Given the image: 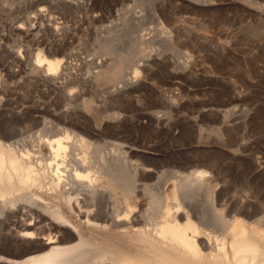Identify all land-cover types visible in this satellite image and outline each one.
<instances>
[{
    "label": "bare ground",
    "instance_id": "obj_1",
    "mask_svg": "<svg viewBox=\"0 0 264 264\" xmlns=\"http://www.w3.org/2000/svg\"><path fill=\"white\" fill-rule=\"evenodd\" d=\"M29 1L37 5V8L34 6L36 10L34 9L35 12L34 14L32 12L30 18L42 21H39V24H28L30 26L27 27L21 20L19 22L22 24L15 25L21 32L13 29L17 33L34 36L35 46L31 47V56H27L28 52L20 49L18 52H11L6 47L5 49L2 47L3 50L10 51L12 57H9L13 58L16 64L24 63V66L26 64L27 68L36 73L37 80L34 77L35 80L30 83L33 85L34 81L45 83L54 90L60 91V95L63 93L66 106L74 97H71V93L81 91V83L114 84V90L110 86L108 91L113 90L110 100L117 109L113 111L111 102L106 99L110 102L109 105L107 104L110 108L107 110L112 109V112H106V110L95 113L94 119L90 121L81 115L85 117L83 122H79L81 120L78 115L79 121L76 122L73 118L74 123L72 120L69 122L67 120L74 117V112L80 114L84 110L77 113L78 110L73 107L76 111H71L72 116L69 111L73 108L70 104V107H64V104L62 107L64 109L56 112L49 102L45 104L44 101V104H40L39 97L31 104H26V100L23 99V103L20 102V105L16 106L12 103H19L12 101L10 102L12 106L8 107V101L11 98L8 100L5 98L6 95L0 94V264H264L262 207L264 199L260 196L263 200L259 198L255 203L256 199L253 196L255 202L247 201L246 199H249L253 193L251 191L249 196L250 192L247 191L249 188L246 189L249 196L245 199L246 201L241 198L235 199L238 196L233 194L235 198L230 196L231 189H228L233 187L231 184L235 185L234 182L229 184L230 187L228 185V188L226 187L227 175H232V170L234 173L241 170L243 172L244 166L249 163V167L257 175V181L253 182H257L258 185L254 187L259 188L256 191L261 192L264 179L260 172L263 168V159L260 156L242 153L244 149H241L242 152H231L234 154L232 158L238 157L240 163H246L242 165L243 167L241 166L244 169L232 165L235 161L230 163L222 160L221 162L224 161L225 164L223 163V168L219 166L223 169L221 170L217 167L219 163L209 158L210 162L205 160L203 167L199 166L201 162L196 168L193 165L189 166L193 167L191 168L193 170L188 168L189 172L183 169L185 165L181 166L183 168L180 170L176 165L177 170L171 163L170 167H172H168L170 169L166 172L162 169L166 174L165 178L163 176L160 178L162 180L164 178L163 182L166 183L170 179L173 180V186L168 191L167 187L160 182L159 185L162 186L159 187L146 182L151 179L150 177L157 169L154 165L151 169L150 163L146 160L150 158L147 154L150 152L146 153V157L149 156L145 159L147 162H138L141 157L139 158V155L138 158L136 157L134 146L120 147L123 143L119 145L118 140L121 136H117L119 128L115 125L118 121L114 122L122 118V112L118 107L119 93L122 92L123 97L128 98L133 92L142 90L144 93L149 90L150 86L151 88L153 86V83H150V75L158 70V67L163 68L168 78L170 77L171 83L181 84V80L177 78L185 77L187 73L198 74L191 68L196 62L195 54L188 49L183 51L179 47V41L188 40V33L182 29L186 25L182 26L177 22L182 20L185 13L184 11L182 13L183 6L190 7L194 13H198L205 7L216 5L219 0H160L159 5L148 3L151 8L149 13L139 9L146 6V2L134 0L126 9H122V12H117V18L115 12L94 13L93 9L94 17L109 21L111 24L106 26L104 23L105 25H99L101 26L99 29L97 27L98 44L96 42L97 46L91 54H87L88 56L82 55L74 49L75 47L69 46L67 42L69 39L66 40L65 36L71 27L70 23L67 21L68 25L62 17V21L59 20L57 14L50 10L51 6L68 9L74 3L70 4L71 2L67 0V2H64L65 0ZM259 1L252 0L254 9L251 11L247 9L248 14L264 17V2ZM201 21L200 19L199 23ZM151 23L156 25L153 29L148 27ZM201 23L199 25L202 32L198 34V38L208 39L207 32H214V23L205 20ZM260 23L258 22V25ZM2 29L0 28L1 33H3ZM256 32L257 30L254 31ZM228 45L225 44L222 48L227 49ZM198 50L201 49L198 48ZM168 52L175 53L181 60L176 62L170 59L174 61L170 65L167 58ZM12 60L10 62L14 63ZM15 70L11 67L9 69L11 73ZM76 82L79 84H75ZM73 83L74 86H79L77 90L70 87ZM87 84L86 86L90 87ZM2 86L0 82V90ZM88 88L86 87L87 90ZM33 89L31 91H34ZM26 90L28 93L29 89ZM43 90L39 92L42 93ZM20 91L22 93V90ZM49 92L48 96H50ZM172 93L174 92H170V95ZM22 94L18 93L19 97L16 99ZM101 95L104 96V94L97 96L101 97ZM78 96L81 99V95ZM78 96L77 99H79ZM174 96L173 94L172 97L168 96L170 99L164 98V100L176 113H189L184 116V122L192 123H190L191 135L202 132L203 125L199 123L206 115L221 112L216 107L208 106L206 101L193 100L190 104L181 105ZM52 97L55 96L52 95ZM51 99V102L53 99L56 100V98ZM77 99L75 98L77 103L80 102V99ZM18 100L21 101V99ZM164 100L162 98L161 102L164 103ZM61 101L57 104L61 105ZM94 101L83 100L81 103L84 109L92 111L95 107ZM99 102L102 101L99 100ZM51 104L55 105V102ZM152 106L155 107L156 104ZM152 106L150 105L152 109L144 111V116L148 117L151 123L170 124L169 126L172 123L171 128H173L174 121L178 119L174 116L178 114L174 115L170 110L163 111L156 108L153 110ZM77 108L80 110L82 107ZM142 109L140 111H143ZM102 110L105 109L102 108ZM53 112H59L58 116L60 114L61 118L63 117V119L59 117L60 121L68 119L64 123L53 120L54 116L49 119L47 115ZM68 114L71 116L69 117ZM105 115L114 119L115 127H109L112 129H109L111 132L108 129L104 131L105 128L102 130V124L98 122ZM222 115L228 116V111ZM58 116L55 117L58 119ZM75 118L77 119L76 116ZM87 118L90 119V116ZM85 120L89 121V124H86ZM31 121L34 122L31 130H24L29 127ZM126 124L124 127L128 128ZM185 126L186 124L184 128ZM107 132L111 133V138L108 136L110 133L107 134ZM184 136L186 135L182 137ZM154 152L156 154L155 150ZM232 177L229 180L235 179ZM242 180L241 175L240 181L244 185L246 181ZM250 181L252 182L251 179ZM240 188V186L237 187V189ZM147 198L148 205L145 207L142 201Z\"/></svg>",
    "mask_w": 264,
    "mask_h": 264
},
{
    "label": "rangeland",
    "instance_id": "obj_2",
    "mask_svg": "<svg viewBox=\"0 0 264 264\" xmlns=\"http://www.w3.org/2000/svg\"><path fill=\"white\" fill-rule=\"evenodd\" d=\"M67 1L71 2L70 4L74 3L73 6L68 9L66 8L63 9L62 7L60 8L58 6L56 7L51 6L50 10L53 11V13L57 14L55 15L60 18L59 20L62 21V19H65L63 21H66V23L68 21V23H70V25L67 23L71 27L69 28V32H67L65 38L66 40L69 39L67 40V42L69 43V46L71 45L72 48L75 47L74 49L79 51L84 56H88L89 54H91L93 49L98 44V41H97L98 31L97 30L101 27V26L99 27V25H102L105 23L106 26H108L111 24V22L109 21L107 22V21L101 20L99 17H94L93 16L94 13L103 12V11L113 12V13L115 12V16L117 18L118 11L119 13L122 12L123 11L122 9H126L128 4H132L134 2V0H72V1L67 0ZM67 1L65 0L64 2H67ZM141 1L146 2V6H144L143 8L139 7V9H141L144 13L150 12L151 8L149 7L148 3H156L157 5H159L158 3L160 2V0H141ZM260 1L261 3L264 2V0H260ZM33 3L34 2H30L29 0H0V28L2 29L3 27L4 29H6V30L2 29L3 33H1V30H0V38L2 39L0 40V46L2 45L0 48L1 50L0 57L3 58L6 55L5 57L7 58L6 59L4 57L5 60L4 58L3 59L0 58V63H3L2 65H0V82L3 85L2 89L0 90L1 96L6 95L5 98L6 99L8 98V100H10L11 98L10 101L6 100V102L7 101L9 102L8 107L11 105L10 102L12 103V101L19 103V104L12 103V105H16V106L20 105V102L23 103L24 100H26V104H31V102L33 103L35 99L39 97L40 98V99L38 98L39 101L41 100L40 104H44V103L48 104L49 102L50 103L49 105L53 106L56 112L64 109L62 108L64 104H65L64 107L71 106L72 108L74 107L75 109H77L78 110L77 113L79 111L81 112L82 110L86 112L85 113L84 111H82L81 113L83 114L81 113L76 114L74 112L76 110L74 108L73 109L70 108L69 113L71 111L74 112V114L72 112L70 113L71 115L73 114L74 117H70L71 115L68 114L70 118L69 119L66 118V120L68 119L67 122L71 120L73 121V118L76 120V122H78L79 120H81L79 122H83L82 120H84L85 117L89 121L91 119L93 120L95 113L105 112L107 109L109 110L110 106H108L109 105L108 103L111 102L112 104L113 102L110 99H111L112 92L114 90L113 88L115 87L114 84L103 83V82H99L97 84H91V83L89 84L88 82H85L86 84L88 83L87 85H90L89 87V86H86L85 83H83L85 86L81 83L80 85L81 89L79 88L81 91H74L77 96L81 95V99H80V96H78V98L80 99V102L78 101L79 104L75 100V98L77 99V96L75 95V93L72 92L73 93L72 95V93L70 92L71 97L73 96L74 97L76 96V97L75 98L73 97V99L69 101L70 106L68 103H67L68 106H66V103H65L66 101L64 102L65 99H64L63 93L62 95H60L61 94L60 91L54 90L53 88L50 87V85L47 86L45 83L43 84L38 81H34V85H33L32 84L33 80L35 79L37 80L36 73L31 71L29 68H27L28 66L26 64H25L26 66L25 67L23 65L24 63L21 64V62H17L16 64V61H13L12 60L13 58L11 59L12 56L10 54V51L5 50L7 52L5 53V51L3 50V48L5 49V47L8 50H11V52L12 51L18 52L20 50H24L26 53L28 52L27 56H31V53H32L31 47L35 46L33 42L34 36H31V35L27 36L24 33H17L18 29L17 27H15V25L17 23L18 24L25 23V26L29 27L30 25L28 24H31V25L34 23L39 24L40 23L39 21H42L39 19L37 20L35 18L33 19L30 18L32 16V12L34 14L36 10L35 7L37 6L35 5V3L34 4ZM183 7L184 8L182 9V13L185 12L183 14V18L185 20L182 18V20L177 22V24L179 25L182 24V26L184 24L186 25V26H183L184 28L182 26L181 27L185 32L188 33V40L186 42L179 41L178 44H179V47L183 51H186L188 49L195 54L196 62L192 65L191 68L193 72H197L198 74H190V73L188 74L187 73V76L182 77V78H177V80L178 79L181 80V81L179 80L180 82H182L181 84L171 83V81L169 80L170 77L168 78V75H166L167 73L164 72L163 68L158 67L159 71L155 70L153 71L155 73L153 74L152 72L150 75L151 76L150 83H153L152 88L150 86V89L147 91H144V93L142 92V90H140L141 92L140 91L133 92L130 94L128 98H124L122 95L123 94L122 92L119 93V106L118 107H119V111L122 112L121 113L122 118L114 121L112 117L105 115L104 117L105 119L102 118V119H99L98 121L100 124H102L101 129L103 130L105 128L104 131H108L111 127L113 128L115 127V125L116 126L118 125L119 130L117 131L119 133L118 135L117 134L116 135L121 136V137L123 135V137L122 138L120 137L119 140L116 137V139L119 141V145L123 143L120 145V147L122 145H123L122 147H127L124 145L134 146V148L136 149V157L138 158V155H139V158L143 157L142 160L141 158L140 160H138L135 157L134 158L135 160L137 159L138 162L148 161V163H150L151 169H152V165H154V168H157L155 169L156 171L153 170V172L155 171V173H153V175L155 176L152 175L150 177L151 179H149L150 181L149 180L146 181L147 183L150 182L149 184H153L154 187L155 185H158L156 187L162 186L161 184L159 185V182H160L163 184V186L167 187L168 191L171 190L173 186V180L170 179L168 180L167 183L163 182L165 181L164 175L166 176V174L163 171L166 172V170L170 169L172 167V166L170 167L171 163H173V167L176 165L179 166L178 167L179 170L180 168H183L181 166L185 165L183 168L185 172L186 171L189 172L190 170H193L191 168H193L194 166L196 168L200 162L201 164H199V166L202 165L200 167H203L204 165L203 163H205V160L206 162H210L209 159H211V161L217 162V164L219 163L217 167L220 168L221 170H223L222 165L224 161H228V162L235 161L236 163L233 162L232 165L241 167L243 164L245 165L246 163H243V162L240 163V161H238V157L232 158L234 154H231V152L232 153L238 152V151L242 152L243 150L241 149H244L242 153H245V154L247 153V154L254 155V156L258 155L263 159V168L260 172L262 173V176L264 179V17H262L263 15L261 17H258L259 15L255 16V15L248 14L247 9L250 11L254 9V4L252 3V0H219V2L216 5L205 7L206 10L203 9L202 11L198 13H194V11H192L190 7H187V6H183ZM93 9H94V13H92ZM184 16H186V18ZM200 19L202 21L205 20L206 22L211 21L212 23H214V32H211V31L207 32V34H209L208 39H204L200 37L198 38V34L202 32V29H200L201 25H199V24H202L201 23L202 21L199 23ZM21 20L23 21L22 23H20ZM116 21L114 22L116 23ZM258 22L259 23L261 22V23L258 25ZM18 24L16 26H18ZM154 25L155 23H151L148 25V27H151L153 29V27L156 26ZM13 28L16 29L17 31L14 30ZM256 30L257 32L254 33V31ZM18 32H21V31H18ZM225 44H229L227 49L222 48V46H225ZM198 48H200L201 50H198ZM8 58H10L12 62L14 63H11L10 62L11 60ZM167 58H168L170 65L174 61L177 62L181 60V58H179L173 52H168ZM170 59L174 61H171ZM1 60H3V62H1ZM7 64H9V66H6ZM18 65L20 66L18 67ZM5 66H6V69H4ZM10 67L13 69H16L17 71L15 70L14 72H12L13 73L12 74L9 71ZM131 70L132 69H130V71ZM17 72L19 74H17ZM11 75H14V76H11ZM32 75L34 76L31 77ZM209 75L212 77V79H210L211 77ZM75 84H79V83L76 82ZM75 84L74 83L71 84L73 86L70 85V87L74 88V90H77L79 86L78 85L74 86ZM30 85H32V87ZM25 86H27L28 88ZM110 86H112V89H113L112 91H108L111 88ZM82 87L84 89H82ZM86 87L87 88L89 87L88 90L86 89ZM47 88H50V89L47 90ZM102 88L104 91L102 90ZM23 89H24V92H23ZM26 89H29L28 93L30 91V93L32 92V94L29 93L30 94L29 95ZM32 89L34 91H31ZM99 89L101 90L100 92H99ZM20 90H22V93L24 94H22ZM42 90L44 93L39 92ZM50 90L51 91L54 90L58 93H55L54 91L50 93L49 92ZM68 90H70V88ZM46 91L49 92L50 96H48V92ZM86 91L88 93H86ZM163 91H166V92H163ZM175 91H177V93L179 92L180 94L179 93L177 94ZM79 92H82V94L85 93V95L83 94V99H82V94L81 93L79 94ZM170 92H174V93L170 95ZM7 93L9 95H7ZM18 93L22 94V96L18 98V99H21V101L16 99L17 97H19ZM98 93L104 94V96L101 95V97H103L102 99H100L101 98L100 96H97L99 95ZM163 93H165L167 97L165 94L164 96ZM25 94H28V95H25ZM58 94L62 96L63 99L60 98ZM107 94H109V96ZM159 94L164 96V97L161 96L163 100L164 98L170 99V97L168 96L172 97L174 94L175 95L174 98L179 103L181 102L180 103L181 105L188 104V103L190 104L191 102H193V100L196 102L206 101L208 103V106L216 107L221 112L217 111L218 113L215 112V114H211L210 116L206 115L205 118H203L202 121H200L199 123V125H203L202 132L198 133V135L192 134L193 136H196V137H193L191 135V132H192L191 124L192 123L191 122L186 123V121L184 122V116L188 115L189 113H186V114L176 113L173 107H171L170 104L166 103V100H164V103L161 102L162 98L159 97L160 96ZM23 95L25 96L23 97ZM52 95L55 97H52ZM25 97H27V99H25ZM28 97H30L29 100H28ZM51 98H56V100L53 99L52 101L53 104L55 102L56 107L55 105L51 104L52 103ZM96 99L98 101H96ZM106 99H108L110 102ZM83 100H95L94 109L92 111H88L84 109L81 103L83 102ZM99 100L102 102H99ZM60 101H61V105H58L57 103H60ZM71 103H73V105ZM101 103L103 104L105 103L106 105L104 104L103 105L104 107H103L102 105H100ZM153 104L154 105L156 104V106L155 107L152 106ZM150 105L154 107L153 110L155 108L158 110L161 109L163 111L170 110L172 113H174V115L178 114L174 116L178 118L176 121H174V127L171 128L173 126L172 123H171V126H169L170 124L164 125L162 123L160 124L151 123L148 117L144 116L145 115L144 111H147L148 109H152ZM59 106L60 108H58ZM77 107L79 108L82 107V108L79 110ZM112 107H113L112 108L113 111L115 110V108L117 109V107H114V103L112 104ZM102 108H104L105 110L101 111ZM142 108H144V110ZM112 109L110 110L111 112H112ZM141 109L143 111H140ZM108 110L106 112H110ZM227 111H228V116L226 117L223 116L222 113H225ZM58 113H54V112L49 113L47 116L49 119L53 118L54 116L55 119L53 118V120L55 121L57 120V122L64 123V121L66 120L64 119L60 121L59 117L61 118V116L60 114L58 116ZM123 114H126V115H123ZM78 115H80L79 116L80 119ZM81 115H84L85 117ZM55 116H58V119ZM75 116L77 117V119L75 118ZM89 116H90V119L87 118ZM106 116H108V118ZM61 119H63V117ZM87 120H85V122ZM105 120L107 122L111 121V123L110 122L107 123ZM89 121H87L86 124ZM113 121L115 123L117 121L118 122L114 125ZM177 121H180V123L181 122L182 123L178 124ZM73 122L75 123V121ZM104 122L107 125H105ZM125 123H127L126 127L129 126L128 128L124 127ZM184 123L186 124L185 128H184V125H185ZM33 124L34 122L31 121L29 127H26L27 129L25 128L24 130L26 131L31 130L30 128H32ZM111 124L113 125L110 126ZM187 126L189 127L190 130L186 129L188 128ZM123 128H124L123 131L126 132V133L124 132L125 135L122 134ZM181 129H182V132H184L183 134L181 132ZM183 129H185L186 132L183 131ZM196 129L197 131H199L198 128ZM110 132H107V134ZM184 134L186 136L182 137ZM187 134L188 136L189 135L190 136L188 137ZM108 136L110 137L111 133ZM142 145H146V146H142ZM243 145L244 147H242ZM154 150L156 151V154ZM147 152H150V153H147ZM151 152L153 153L151 154ZM146 153L149 154L151 160L150 158L146 159L149 157V156L146 157L147 155ZM150 154L152 156L155 155L156 157L155 156L152 157ZM158 155H160L161 158L160 156L158 157ZM162 155H164L163 158H162ZM209 155L214 157L213 160H212V157ZM134 156L135 154L132 155V158ZM206 156H209V157H206ZM216 157H219L222 159H219ZM157 159H160V160L157 161ZM161 159H163V161ZM202 159H203V162H202ZM222 160L224 161L221 162ZM191 162H193L194 164ZM237 162H239L238 163L239 165L237 164ZM191 165H193V167H189ZM177 166L175 169L178 170ZM219 166H221L222 168ZM245 166H244L245 169L241 167L242 169H244L243 171L244 173L242 172V170L241 172L239 171V169L241 168L238 169L239 172H235L237 174L239 173L238 176L237 174L235 175L233 170L231 171L232 175L230 176L235 177V179L232 177L233 179L229 180L231 177L227 175L228 176L227 183L228 182L229 183L228 184L226 183V187L227 185L228 187H230L229 184L234 182L235 185L231 184L233 187L231 188L227 187L228 189H231L229 190L230 196L234 197L233 195H235V196H238L236 198L234 197L235 199L241 198V200H245L253 192L251 194V197L246 200L253 202L254 201L253 196H254V199H256V202L255 201L254 202L257 203L259 198L263 197L264 199V190H263L264 183H262L263 185L261 186V192L258 190L259 191L258 193L259 197H258L257 195L258 191H256V189H259V188L254 187L258 184L257 182H253V181H257V175L249 167V163L248 165H245ZM188 168H190V170ZM241 175L243 179L242 181H244V179L246 181L244 182V185L247 183L246 186H244L243 183L240 181ZM162 176L164 177L163 180L160 179ZM250 179L252 180V182L250 181L252 184L249 182ZM240 182L242 184H240ZM250 184L252 185V188ZM236 185H239L241 187L240 188L241 190L237 189V187L239 188V186L236 187ZM246 189L248 192H250L249 196H248V192L246 191ZM236 190H239L240 192L239 191L237 192ZM260 193H263V194L261 195ZM245 195L247 196L245 197ZM263 199L261 198V200ZM142 204L146 207L148 205V198L144 199L142 201ZM262 207H263V213H264V202L262 203Z\"/></svg>",
    "mask_w": 264,
    "mask_h": 264
}]
</instances>
